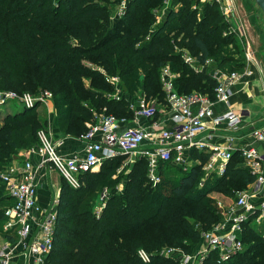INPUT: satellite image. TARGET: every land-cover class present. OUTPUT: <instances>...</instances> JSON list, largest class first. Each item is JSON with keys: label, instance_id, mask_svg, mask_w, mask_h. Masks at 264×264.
I'll use <instances>...</instances> for the list:
<instances>
[{"label": "trees", "instance_id": "trees-1", "mask_svg": "<svg viewBox=\"0 0 264 264\" xmlns=\"http://www.w3.org/2000/svg\"><path fill=\"white\" fill-rule=\"evenodd\" d=\"M117 1L0 0V91L36 96L50 87L58 95L54 108L60 129L80 138L104 109L119 118L131 117L129 104L139 94L164 100L161 70L167 65L179 75L174 81L179 93L198 91L213 99L217 81L209 70L191 69L180 51H188L199 63L212 59L215 68H225L232 37L241 40L234 33L224 35L228 22L219 7L202 0H171L160 23L154 16L164 0H131L122 17L110 21ZM194 4H200L201 10ZM244 66L245 57L226 71H241ZM107 76L121 80L119 99L109 96L113 85ZM40 105L21 106L0 125L1 223L13 203L2 170L16 151L37 145L38 131L47 129V117L37 118ZM208 158L209 154L193 150L192 164L186 169L162 162L156 186L148 179L144 158L113 178L122 156L105 160L97 172L81 173L79 188L62 178L48 264H179L174 257L161 256L158 248L174 244L187 253L197 250L202 232L222 219L215 195L231 201L256 180L239 151L222 176L205 175L202 165ZM105 187L109 196L98 215L96 207ZM241 239L243 251L223 264H264L263 234L252 218L245 223ZM140 249L150 252V262L139 257ZM205 264H218L216 255Z\"/></svg>", "mask_w": 264, "mask_h": 264}, {"label": "built area", "instance_id": "built-area-1", "mask_svg": "<svg viewBox=\"0 0 264 264\" xmlns=\"http://www.w3.org/2000/svg\"><path fill=\"white\" fill-rule=\"evenodd\" d=\"M129 1L131 0L124 1L122 13ZM164 2L166 14L171 0ZM208 2L220 6L227 22L233 18L236 26L231 28V32L240 39L246 38L241 24H238L239 21L234 16L232 0ZM180 52L191 69L197 72L210 71L211 77L217 81L213 99L198 91L179 93L174 83L179 75L167 65L161 70L165 102L147 98L141 93L129 104L135 117L149 120V126L122 127L126 118H119L104 109L102 113L95 114L94 121L87 125V132L81 136L86 142L85 155L62 156L48 134L40 130L39 142L29 150L28 158L31 155L39 156L40 165H51L74 188L81 186V173L93 171L105 160L120 155L135 160L146 159L148 179L153 186L161 181L159 166L162 162H172L185 166L186 169L190 166L189 158L193 150L209 154L208 160L202 165L206 176L224 175L237 148L233 146L234 135L221 134L220 130L225 128L237 132L248 127V134L253 141L264 144V111L262 123L256 125L247 109L219 112L217 108L230 104L235 93L234 87L240 84L249 87L255 73L264 94V67L256 58L249 42L244 45L245 66L241 71L228 72L220 68H213L211 71L212 59L199 63L188 51ZM109 79L107 76L106 80ZM121 93L122 90H118L112 98L119 99ZM48 97L50 95L47 93L34 98L29 93L0 91V104L16 101L28 108L39 102L47 103ZM160 105H164V108ZM217 138L223 140L218 141ZM238 151L243 157L244 165L249 167L256 180L248 188L238 191L236 198L229 203L218 200L222 219L210 230L202 232L201 247L192 253L181 251L178 255L172 249L162 250L161 256L174 257L179 264H205L215 254L217 263L223 264L243 251L241 235L245 223L251 216L258 221L264 219V198L259 203L252 201V198L264 192V152L252 144L242 145ZM35 171L33 162L27 159L22 164L8 166L1 174L13 203L5 210V235L0 247V264H15L16 256L22 258L25 264H48L47 259L54 249L58 215L54 207L45 208L38 202ZM108 196V190L104 189L99 196L100 204L96 207V214L99 215L103 210ZM138 255L146 263L152 259V255L144 249H140Z\"/></svg>", "mask_w": 264, "mask_h": 264}, {"label": "rangeland", "instance_id": "rangeland-1", "mask_svg": "<svg viewBox=\"0 0 264 264\" xmlns=\"http://www.w3.org/2000/svg\"><path fill=\"white\" fill-rule=\"evenodd\" d=\"M125 0H118L117 3H114V7H113V12L111 13V18L110 21H114L115 18H120L122 17L123 13H122V9H123V3ZM208 1V0H207ZM206 2V1H205ZM232 4H233V10H234V16L237 18V20L239 21L238 24H241L242 29L245 33L246 38L244 39H240L241 41L237 40L234 36H233V32H231V28L236 26V23L233 21V18H231L230 22H228V27L227 29H224V35H232L233 39L232 42H230V44L228 45L229 48V54L228 56L230 57V61L226 63L225 68H223L224 71H226L232 64H236L237 62H240L241 59L244 56V45L245 42H249L252 50L255 53L256 58L262 63L263 67H264V15L262 13V11L258 8V6L255 3V0H232ZM202 3V2H201ZM215 5H217L220 9V6L215 3ZM201 5L199 4H194L193 8H199L198 10H201ZM162 9H159L157 12H155V22H162L163 19L165 18V2H163V5L161 6ZM221 10V9H220ZM200 13V12H199ZM113 23V22H112ZM159 24V23H158ZM83 62L85 64H87L88 66H90L93 69L96 70H100L99 68H97L96 66L90 64L87 60H83ZM243 62V61H242ZM213 66H211V70H213L212 68H215V64L214 62H212ZM109 82L113 85L111 90V95L109 94V96H113L116 95L118 90H121L122 88V82L121 80L117 79V76H109ZM117 79V80H114ZM86 84L88 86H91V82L89 80L86 81ZM253 87V86H252ZM93 88V87H92ZM45 93L49 94L50 97L47 98V103H42V105H40L36 110H38L37 113V118H39L40 120H44L46 117L48 119H50V117L52 115H55L56 117V110L54 108V103L57 99V94H55V92L49 87L47 89L44 90H40L36 96L32 95L34 98H39L41 96H43ZM250 94V95H247ZM247 94L243 93V92H238L236 93L235 97L232 100V106L234 107H242V106H250L251 110L257 115H262L263 111H264V103L262 100V106L261 104L258 102V99H255L257 96V94H255L254 91H248ZM248 96V97H247ZM155 99V98H154ZM165 102V99L162 100ZM252 104H251V103ZM87 103V101H86ZM161 108H164V105H160ZM53 117V116H52ZM46 134H48L49 132V128L47 127V129H42ZM49 139L52 141V137L48 134ZM79 138V137H78ZM53 142V141H52ZM36 146V145H35ZM34 148V147H32ZM31 148V149H32ZM30 149V150H31ZM261 152L263 150H260ZM16 155L13 156V161L7 163L5 166V169H3L2 171L5 172V170L7 169L8 166L13 165L14 163L17 164H22L24 161H26L28 159V153H29V149H21L16 151ZM175 166V164H173ZM3 166V167H4ZM132 167V164H128L123 166V169H120L118 171V173H116L113 178H117V176L119 174H122L124 172V174H126L127 170H129V168ZM175 170V169H172ZM175 172V171H174ZM202 184H200L201 186ZM123 183L120 182V184L118 185V190L122 191L123 190ZM104 189H107L109 191V189L107 187H105ZM103 189V190H104ZM221 200V199H219ZM252 218V221L255 222V226H257V229L261 231V233L263 234V238H264V219L258 221L257 218L254 217H250L249 220ZM4 230H3V222H0V236H4ZM2 246V244H0V247ZM167 249H172V252L174 254H179L181 251L187 253L184 248H182L181 246L178 245H163L161 247L158 248L159 252L160 251H164ZM149 252V251H148ZM150 253V252H149Z\"/></svg>", "mask_w": 264, "mask_h": 264}, {"label": "crops", "instance_id": "crops-1", "mask_svg": "<svg viewBox=\"0 0 264 264\" xmlns=\"http://www.w3.org/2000/svg\"><path fill=\"white\" fill-rule=\"evenodd\" d=\"M175 10H178L177 6L175 7ZM251 81H252V84L249 87L243 86L242 84L234 87L235 93L231 99L230 104L227 106H219L217 108V110L219 112H221V111L227 110V109H239V108L247 109L251 112V117H252L251 120L254 121L256 125H260L262 123V115L260 116V115H257L256 112L254 113L250 109L251 105L250 106H242V107L232 106V100L235 97L236 93L243 92V93L247 94L248 91H254L255 94H257L256 95L257 97L255 99H258V102L262 106V100L264 103V94L261 91L260 84H258L256 73L252 76ZM247 95H250V94H247ZM248 98H251V95ZM20 107H21V105L16 101H7L3 104H0V125L3 124V120H4L5 116H7L10 113L11 114L14 113L16 111V109L20 108ZM52 116L50 117V119L47 118L49 121L48 122V128H49L48 134L52 137V139H53L52 141H53L54 145L56 146L58 152L62 156H65V157H71L74 155H80V156L85 155L86 142L84 140H82L80 137L78 138V137H74L71 135L64 134V132L59 127L58 119L55 117V115H52ZM94 118H95V116H94ZM124 118H126V121L122 125V127H125V128H127V127H138V126H140V127L149 126V120H147L145 118H136L133 113H132L131 117H124ZM248 132H249L248 127L241 128L237 132L228 131L225 128H222L220 130L221 134L230 133L231 135H234L233 146L235 148H237L235 152H237L238 149H240V147L242 145H246V144L255 145L259 148V150H263L262 152H264V144L253 141V139L249 136ZM217 139H218V141L223 140L220 138H217ZM122 157H124V160H123V163H122V166L120 169H123V166L128 165V164L133 165L138 160V159L137 160L129 159L126 156H122ZM28 159H30L33 162L34 167L36 169L35 181H36V185H37V200H38V202L45 208L54 207L56 210L57 204L59 202L61 189H62V183H63L62 182L63 179H62L60 173L57 170H55L51 165H45V166L40 165L41 160H40L39 156H37V155H31V156H29ZM192 161L193 160L189 158L190 165L192 164ZM195 163L201 164L199 160H196ZM100 168H101V166L97 167L95 170H93V172L99 171ZM120 169H118V171ZM201 184H202V181H201ZM249 186H251V184ZM215 196L218 200L221 199L223 202L225 201L226 203L230 202V200H228L224 196L223 197L218 196V195H215ZM263 198H264V192L258 194L256 197L252 198V201L255 203H257V202L259 203ZM3 240H4V238L2 236H0V244L3 243ZM202 244H203V240L201 241V244L199 247H201ZM15 260L17 262L15 264H25V262L22 260V258H20L18 256H16Z\"/></svg>", "mask_w": 264, "mask_h": 264}, {"label": "water", "instance_id": "water-1", "mask_svg": "<svg viewBox=\"0 0 264 264\" xmlns=\"http://www.w3.org/2000/svg\"><path fill=\"white\" fill-rule=\"evenodd\" d=\"M255 3L264 15V0H255Z\"/></svg>", "mask_w": 264, "mask_h": 264}]
</instances>
